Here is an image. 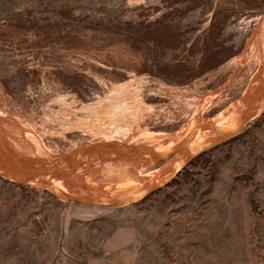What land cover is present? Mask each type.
Masks as SVG:
<instances>
[{
	"label": "rangeland",
	"instance_id": "1",
	"mask_svg": "<svg viewBox=\"0 0 264 264\" xmlns=\"http://www.w3.org/2000/svg\"><path fill=\"white\" fill-rule=\"evenodd\" d=\"M261 16L264 0H0V117L49 161L85 142L140 150L77 127L82 106L133 80L146 106L136 134L215 119L264 68V42L260 55L251 42ZM235 131L127 202L0 174V264H264V107ZM175 151L140 177L162 173ZM102 185L90 186L109 193Z\"/></svg>",
	"mask_w": 264,
	"mask_h": 264
},
{
	"label": "bare ground",
	"instance_id": "2",
	"mask_svg": "<svg viewBox=\"0 0 264 264\" xmlns=\"http://www.w3.org/2000/svg\"><path fill=\"white\" fill-rule=\"evenodd\" d=\"M258 30L257 37L255 35L256 38L251 40L252 45L257 49L255 50L256 55H260L262 50L259 49L262 47L260 44L264 42V16L259 18ZM247 48L249 47L247 46ZM258 74L244 96L215 119L205 120L197 115L192 119L191 124L175 134L151 132L136 134L135 131L139 130L138 126H140L139 121L146 110L141 99V90L133 80L111 84L104 95L98 96L97 100L82 106L86 114L75 125L95 136L100 135L107 139L117 136L125 141L128 140L132 145L144 144L143 147L137 153H120V156L117 154L108 155L97 148H86L75 158L76 164L68 163L63 168H58L56 172L47 175L37 184L57 190L60 195L67 198L88 199L90 197L93 199L94 197L102 201L113 200L115 202H127L133 198H140L151 187L157 186L171 177L178 169L180 162L186 161L200 149L232 134L241 124L245 123L252 109L253 114H256L264 107V88L260 84V82H263L262 85L264 84V68ZM2 121L6 144L10 152L13 151L18 157L25 159L31 160L34 157L35 164L44 165L47 163L45 157L37 158L35 156V149L42 155H48L35 136H25L23 129L10 115H4ZM225 122L228 124L226 125ZM175 144L180 145L177 147ZM146 147L150 150H146ZM121 149L124 152L129 151L123 146ZM173 150H181L183 153L179 151L178 156L166 165L162 173H158L152 178H148L147 175V177H140L138 169L141 166L158 161L165 156L164 154H170ZM122 155L123 157H121ZM83 172L86 173L83 179L88 181V184L83 182L82 177H79ZM97 182L100 185L103 184L102 187L105 186L109 193L100 194L95 187L90 186ZM130 184L133 185L131 188L114 191L117 187L121 188ZM100 189L102 190L101 187ZM108 196L115 197V199L107 198Z\"/></svg>",
	"mask_w": 264,
	"mask_h": 264
},
{
	"label": "water",
	"instance_id": "3",
	"mask_svg": "<svg viewBox=\"0 0 264 264\" xmlns=\"http://www.w3.org/2000/svg\"><path fill=\"white\" fill-rule=\"evenodd\" d=\"M256 99L257 97L254 99V102L256 101ZM253 113L254 111L252 109L249 117L253 116ZM0 129L2 133H4L5 130L3 127L2 117H0ZM121 146L128 148L130 152H124V150L121 149ZM4 147V151L0 149V174L22 184L34 185H38L37 183H39L40 180H42L47 175H50L52 172H56L58 168H62L68 163H73L75 161V158H77L75 156H78L86 148H97L108 155H116L119 153L133 154L137 153L138 151L136 149H131L128 146L116 143L114 141L102 143L85 142L80 144L79 146H75L71 152L63 154L62 156L58 157L57 160H47V163L42 165L35 164L33 162L35 159L34 157V159L32 158L31 160L25 159L23 157H18L14 152L13 153L15 155L13 156L9 151L8 146L5 145ZM146 148V150L150 149L148 147ZM178 151L181 150H176L175 152Z\"/></svg>",
	"mask_w": 264,
	"mask_h": 264
}]
</instances>
